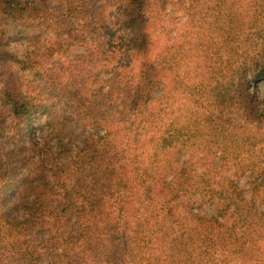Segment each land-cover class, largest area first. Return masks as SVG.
<instances>
[{
  "label": "trees",
  "instance_id": "16d2710c",
  "mask_svg": "<svg viewBox=\"0 0 264 264\" xmlns=\"http://www.w3.org/2000/svg\"><path fill=\"white\" fill-rule=\"evenodd\" d=\"M260 83L264 0H0V264H264Z\"/></svg>",
  "mask_w": 264,
  "mask_h": 264
},
{
  "label": "rangeland",
  "instance_id": "374dc122",
  "mask_svg": "<svg viewBox=\"0 0 264 264\" xmlns=\"http://www.w3.org/2000/svg\"><path fill=\"white\" fill-rule=\"evenodd\" d=\"M50 35L47 34L44 36L43 39H45V42L49 39ZM34 46L29 44V42L24 41V39H17L14 40L11 44V50L17 54L20 57L25 56L29 51L33 49ZM254 91H256L260 96L264 93V84L260 83V85L256 86L254 88ZM210 213H214V207L209 206L206 209Z\"/></svg>",
  "mask_w": 264,
  "mask_h": 264
}]
</instances>
